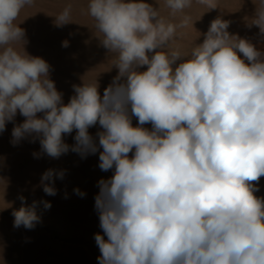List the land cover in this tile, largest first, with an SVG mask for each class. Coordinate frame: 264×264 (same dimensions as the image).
I'll return each mask as SVG.
<instances>
[{
	"label": "clouds",
	"instance_id": "clouds-1",
	"mask_svg": "<svg viewBox=\"0 0 264 264\" xmlns=\"http://www.w3.org/2000/svg\"><path fill=\"white\" fill-rule=\"evenodd\" d=\"M196 2L218 7L216 0ZM252 2L247 26L264 38V0ZM34 3L0 0V133L19 113L26 119L12 129L13 146L39 141L35 158L99 152L100 169H114L98 181L95 196L99 264H264V198L252 183L264 177V50L217 18L190 54L162 51L190 17L177 25L146 0H88L87 14L101 45L115 54L118 75L103 96L97 82L83 80L65 104L49 63L27 52L17 23ZM192 6L164 0L172 15ZM72 10L68 4L54 16L55 26L73 23ZM97 123L98 143L89 133ZM74 130L69 145L64 137ZM65 175L48 169L38 187L55 196V181ZM41 204L52 206L40 200L14 210L13 226L34 229Z\"/></svg>",
	"mask_w": 264,
	"mask_h": 264
},
{
	"label": "rangeland",
	"instance_id": "rangeland-1",
	"mask_svg": "<svg viewBox=\"0 0 264 264\" xmlns=\"http://www.w3.org/2000/svg\"><path fill=\"white\" fill-rule=\"evenodd\" d=\"M244 1L216 0L218 7L209 10L193 0L191 8L172 15L164 7V0H146L159 8L169 22L180 25L185 16L197 20L202 15L209 27L217 18L229 21L241 10ZM68 4L72 5L73 23L55 26L54 16ZM87 5L88 0H35L34 6L25 8L17 20L26 32L27 52L49 63L50 78L63 93L65 104L75 94L73 86L82 85L83 80L97 82L103 96L118 75L115 54L101 45L97 36L102 34L87 14ZM187 26L178 28L184 30ZM65 40L70 42L67 48L62 46ZM25 119L18 113L15 121L8 122L6 130L0 133V264H99L101 253L94 237L103 234V230L95 209V196L99 192L98 181L111 178L114 169L106 172L100 169L99 152L86 158L71 151L59 159L47 155L35 158L33 152L40 151L39 141L31 143L26 139L13 146L12 129ZM102 130L98 123L89 128L97 143L96 134ZM75 135L76 130L65 135V142L73 145ZM48 169L66 170L64 179L55 181L58 190L55 196L46 195L38 187ZM77 188L86 195H77L74 191ZM21 196L25 201H21ZM40 200H47L52 206L45 210L42 204L38 205L41 219L36 227H14L13 211Z\"/></svg>",
	"mask_w": 264,
	"mask_h": 264
},
{
	"label": "bare ground",
	"instance_id": "bare-ground-1",
	"mask_svg": "<svg viewBox=\"0 0 264 264\" xmlns=\"http://www.w3.org/2000/svg\"><path fill=\"white\" fill-rule=\"evenodd\" d=\"M255 12V5L252 0L244 1L241 10L235 12V15L230 17V24L228 31L231 34L238 35L240 38L247 39L251 43L255 44L257 48L264 50V38L258 35L259 29L255 26L249 28L247 26L246 17H251ZM189 25L181 30L177 28L174 38L169 42L168 46L161 49L162 51H170L172 49H179L182 53H191V50L199 44H202L205 39V34L209 30V25L204 20L202 15H199L198 19H191ZM195 23V25H193ZM159 51V49H157ZM153 53H149V56ZM242 56V54H241ZM182 61H177L173 67L179 65ZM147 65L139 68V71H146ZM133 126H138V119L135 116H132ZM145 128L149 130L152 129V124L147 123L144 125ZM134 151V150H133ZM133 153H130L131 156ZM253 185L258 189L254 192V195L258 198H264V177H261L258 182H252Z\"/></svg>",
	"mask_w": 264,
	"mask_h": 264
}]
</instances>
